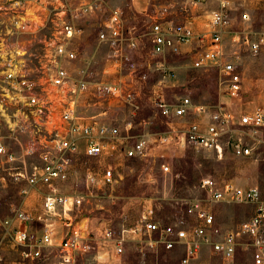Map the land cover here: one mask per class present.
Listing matches in <instances>:
<instances>
[{
	"label": "built area",
	"instance_id": "obj_1",
	"mask_svg": "<svg viewBox=\"0 0 264 264\" xmlns=\"http://www.w3.org/2000/svg\"><path fill=\"white\" fill-rule=\"evenodd\" d=\"M211 1L218 9L204 12L206 24L199 29L194 13ZM229 3L159 4L147 35L154 57L195 51L193 68L218 70L222 96L230 101L205 106L189 96L177 103L156 98L154 107L168 130L134 135L133 123L117 124L108 117L107 107L99 116L84 115L81 109L90 95L103 104L123 98L139 109L133 103L135 93L113 82L93 83L85 68L73 69L90 62L75 47L84 34L81 22L85 18L108 14L100 22L98 38L112 48L114 57L110 58L116 64L124 59V48L139 46L137 36L127 30L122 10L105 12L106 0H0V169L22 161L6 142L4 130L32 133L34 148L24 155L37 154V163L16 175L26 183L21 194L41 199L39 208L21 206L12 216L0 217V264H100L103 258L124 257L128 243L141 255L181 251V264L199 261L205 252L211 264H237L240 254L249 255L252 264H264V197L258 186L206 178L200 183L205 197L186 200L183 215L169 223L156 220L152 206L136 224L123 225L119 231L108 224L94 228L80 217L95 187L116 181V161L144 159L153 146L202 148L220 158L226 152L238 158L254 155L257 134L264 130V111L236 106L243 93L240 54L242 50L259 54L264 34L232 31ZM177 6L181 17L174 10ZM38 34L43 38L37 55L22 41ZM81 159L109 162L98 171L88 168V194L65 192L62 187ZM162 168L169 171L166 164ZM217 204L249 206L253 214L247 221L228 226L217 220L212 207ZM6 240L10 249L4 245Z\"/></svg>",
	"mask_w": 264,
	"mask_h": 264
},
{
	"label": "rangeland",
	"instance_id": "obj_2",
	"mask_svg": "<svg viewBox=\"0 0 264 264\" xmlns=\"http://www.w3.org/2000/svg\"><path fill=\"white\" fill-rule=\"evenodd\" d=\"M108 6L104 10L121 9L131 36H137L139 46L130 50L124 48V59L115 63L114 51L108 45L99 43V25L106 15L85 18L81 25L84 29L82 38L75 47L81 58L89 60V65L77 64L75 72L82 68L88 71V79L93 83L113 82L123 86L126 92L135 93L133 103L123 98H115L109 102L97 103L98 97L92 95L97 108L107 107L108 117L118 119L127 124L132 122V134L160 133L168 130L166 121L154 107L153 100L164 99L167 103H177L179 99L189 96L195 104L213 106L221 100L229 102L222 96L220 75L216 69L193 68V54L170 55L166 58L154 57L151 54V41L147 35L159 4L168 2L179 3L182 0H106ZM212 10L218 9L211 4ZM229 15L231 30H249L264 34V0H230ZM210 9V8H209ZM179 17V6L175 9ZM203 12V11H202ZM199 12L198 14H202ZM248 15L250 19L244 21ZM207 19H203L206 24ZM203 23L199 28L205 27ZM43 35L23 40L34 53L40 52ZM230 40L229 37L227 41ZM230 42V41H229ZM231 51V48L228 50ZM241 74L243 76V93L236 103L237 107L248 110L264 111V48L259 54L242 50ZM122 58V57H121ZM162 64V65H161ZM122 67H118V66ZM161 68V69H158ZM94 87V86H91ZM137 108V107H136ZM6 142L17 153L22 161L8 164L0 169V217L12 216L13 211L21 206L39 208V195L26 198L21 191L26 183L18 179L16 173L37 163V154L26 156L28 149L34 148L32 133L19 134L4 130ZM256 150L253 156L238 158L226 152L223 157L205 149L188 147L185 149L174 146H153L151 155L144 159L119 160L117 163L116 181L112 185H99L93 190L90 204L80 214L81 219L88 220L94 228L111 225L119 231L123 225L133 226L148 206H152L155 219L169 223L180 218L186 210V200L204 198L200 183L206 178L220 182L232 181L246 187L258 186L264 197V130L257 134ZM38 137H36V140ZM109 161L94 162L81 159L72 173L71 178L63 185L65 192L78 190L88 194L85 175L88 168L98 171ZM169 171L163 170V165ZM219 222L235 226L247 221L253 214L249 206L213 205ZM39 211H36V213ZM3 233L0 230V239ZM10 249L8 240L4 242ZM11 255V253L9 254ZM17 259V256H8ZM182 252H149L141 255L136 252L134 244H127V252L122 258H103L100 264H181ZM192 264H210L209 253L205 252L199 261ZM237 264H252L247 254H240Z\"/></svg>",
	"mask_w": 264,
	"mask_h": 264
},
{
	"label": "crops",
	"instance_id": "obj_3",
	"mask_svg": "<svg viewBox=\"0 0 264 264\" xmlns=\"http://www.w3.org/2000/svg\"><path fill=\"white\" fill-rule=\"evenodd\" d=\"M213 3L217 4L216 2L211 1L207 5L202 6L198 11H196L194 13V20H195L197 26H199L198 24H200V23H203V25L205 24V22L203 21V19H205V16H203L201 14H198V13L203 11L202 14H204V12L206 10L207 11H212L211 4H213ZM217 7H218V4H217ZM202 28H204V27H202ZM202 28H199V29H202ZM99 43H101V42L99 41ZM101 44H104V43H101ZM105 45H108V44H105ZM95 102L96 101H94L93 98H89V97L85 98V100H83V102H82V109H81L82 113L84 115H88V116H99L101 114V112H102V108H97ZM109 112L110 111H108V114H109ZM113 120H116V123L121 125V126L125 125L123 122H120L118 119H113ZM209 257H210V255H209ZM210 264H211V262H210Z\"/></svg>",
	"mask_w": 264,
	"mask_h": 264
}]
</instances>
